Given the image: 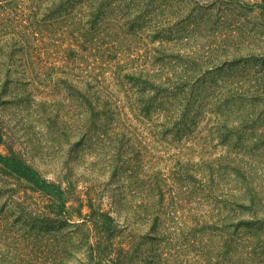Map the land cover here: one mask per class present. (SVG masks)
Here are the masks:
<instances>
[{"label":"trees","instance_id":"trees-1","mask_svg":"<svg viewBox=\"0 0 264 264\" xmlns=\"http://www.w3.org/2000/svg\"><path fill=\"white\" fill-rule=\"evenodd\" d=\"M28 1L22 8V16L16 14L17 24H13V29L12 24L0 25V52L5 54L0 62V74L5 82H9L11 74L17 71L11 54L33 45L47 47L46 39L60 37L64 41L69 38L71 42L63 51L75 58L79 50L108 55L115 52L120 39L144 35L149 46L144 58L145 68L136 72L120 69L114 73V81L119 86H128L129 82L135 88V91L129 89L133 99L128 107L144 117L153 112L157 133L173 137L192 133L205 115H211L214 124L224 126V137L229 139L227 133L231 134L238 143L243 142L248 133L262 129L258 142L264 149V0L253 3L246 0ZM1 2L5 4H0L2 22L7 19L6 10L16 2ZM17 11L19 9H11V12ZM75 11L77 18L72 17ZM150 16H153V24L149 21ZM66 27L73 31L68 34ZM52 30L63 34L58 36ZM14 46L16 49L12 51ZM72 56L67 61L76 60ZM27 66L24 71L30 75L33 69L28 61ZM68 68L58 69L62 75L51 74L47 87L52 94L75 102L84 114L73 150L96 152L98 162L103 165L99 175L105 177L94 180L100 190L108 191L109 185L115 187L112 190L115 194L109 197L112 204H115L113 198L117 200L115 205H121L122 196L127 193L135 197L140 204L136 219L142 218L149 232L161 234V223L167 213L164 209L165 189L190 179L189 171L184 170L183 178L177 172L176 176H179L172 177L170 184L159 176L147 181L129 176L135 173L131 168L133 158H127L125 141L114 124L118 105L95 73H88L87 78L74 85L67 80ZM28 83L32 84L30 79ZM168 125H175L179 131L167 130ZM65 133L64 136H69ZM4 139L5 134L0 130V148L6 149L5 154L0 153V176L6 178L11 188L21 187V179L32 183L44 201L40 210H30L22 219L33 239H42L39 264H71V253L72 264L135 263V255L140 254L144 243L138 249L133 247L132 235L127 242L124 228L128 225L119 227L109 212L101 209L100 202L95 205L88 194L87 203H84V199L76 194L80 178H73L70 162L60 163L62 175L56 177L55 182L50 181ZM106 174L110 176L106 177ZM238 180L243 185L241 188L256 190L247 179L239 177ZM63 184L65 189H62ZM54 198L62 203L58 204ZM172 200L173 197L170 203ZM249 201L256 204L253 196ZM67 202L77 206L67 207ZM85 205L89 212L82 214ZM68 209L77 213L76 221L72 220ZM230 245V239L222 242L225 256L230 254ZM263 247L264 243H261Z\"/></svg>","mask_w":264,"mask_h":264},{"label":"rangeland","instance_id":"rangeland-1","mask_svg":"<svg viewBox=\"0 0 264 264\" xmlns=\"http://www.w3.org/2000/svg\"><path fill=\"white\" fill-rule=\"evenodd\" d=\"M15 2L10 8L19 11L11 12L8 8L7 19L0 20V25L12 24L13 29L17 16H22V8L29 1ZM72 17H78L76 11ZM38 18L41 19L42 15ZM149 21L153 24V16L149 17ZM64 29L68 34L73 31L69 27ZM52 31H56L58 36L63 34H59L58 30ZM143 36L139 34L136 38L120 39L115 52L108 55L102 53L99 56L94 51L79 50L77 58H74L63 51L70 39L64 38L63 41L60 37H56L57 40L46 39L47 47L33 45L24 51L12 53V62L17 71L11 74L9 82H5L0 74V130L5 134L4 140L53 182L62 175L60 163L70 162L73 178H80L76 194L84 199V203H87L88 194L95 205L100 202L101 209L109 212L119 227L128 225L124 228L127 242L132 235L133 247L138 249L144 243L140 247V254L135 255L134 264H264V247L261 248V243H264V149L260 148L258 142L262 129L248 133L244 141L238 143L231 134L227 133L229 139L224 137V126L214 124L211 115H205L192 133L186 132L181 137L157 133L153 126V112L144 117L128 107L133 99L129 89L135 91V88L129 82L128 86L121 87L114 81V73L120 69L123 72H136L145 68L144 58L149 46ZM15 49L14 46L12 51ZM4 55L0 52V62ZM71 56L76 60L67 61ZM27 61L33 69L30 75L24 71L28 67ZM65 67H70L66 69L67 80L74 85L78 80L87 78L88 73H95L102 87L118 105L114 124L125 141L127 158H133L131 168L135 173L129 176L143 181L159 176L170 184L172 177L179 176H176L177 172L183 178L184 170L189 171L190 179L182 180L183 184L179 186L168 185L165 189L164 209L167 213L161 223V234L149 232L142 218L140 221L136 219L140 214V204L135 197L127 193L122 196L121 205H115L117 200L113 198L115 204H112L109 198L112 193L115 194L112 191L115 187L109 185L108 191L100 190L94 180L105 177L99 175V168L103 165L98 162L96 152L92 149L83 152L73 150L74 142L79 139L78 128L84 114L75 102L52 94L47 87L51 74ZM29 79L32 82L30 85ZM171 129L179 131L175 125H168L167 130ZM64 132L69 136H64ZM0 153L5 154L6 149L1 147ZM239 177L247 179L248 184L256 190L241 188L243 185L239 183ZM20 182L21 187L11 188L6 178L0 176V264H39L41 260L38 258L43 249L42 239H33L22 219L28 216L30 210H40L44 201L32 183L24 179ZM62 189H65L64 184ZM251 196L255 199V205L249 201ZM171 197L174 203H170ZM54 200L62 203L56 198ZM70 205L74 208L77 206L73 202L66 203L67 207ZM67 211L76 221L77 213ZM87 212L89 209L85 205L82 214ZM249 222L253 224L248 225ZM223 239L231 240V251L227 256L224 255ZM70 257L72 264V253Z\"/></svg>","mask_w":264,"mask_h":264}]
</instances>
